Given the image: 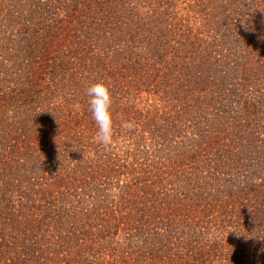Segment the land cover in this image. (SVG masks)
<instances>
[{
  "label": "trees",
  "instance_id": "1",
  "mask_svg": "<svg viewBox=\"0 0 264 264\" xmlns=\"http://www.w3.org/2000/svg\"><path fill=\"white\" fill-rule=\"evenodd\" d=\"M0 264H264V0H0Z\"/></svg>",
  "mask_w": 264,
  "mask_h": 264
},
{
  "label": "clouds",
  "instance_id": "2",
  "mask_svg": "<svg viewBox=\"0 0 264 264\" xmlns=\"http://www.w3.org/2000/svg\"><path fill=\"white\" fill-rule=\"evenodd\" d=\"M88 111L96 126V140L107 146L112 142L114 135V121L112 114L113 97L109 86L98 81L89 85L86 89ZM133 123L124 121L121 127L130 130Z\"/></svg>",
  "mask_w": 264,
  "mask_h": 264
}]
</instances>
